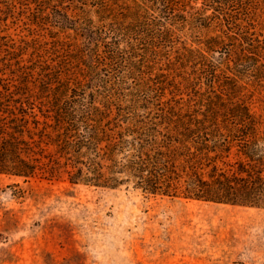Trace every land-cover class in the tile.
Wrapping results in <instances>:
<instances>
[{
    "label": "trees",
    "instance_id": "1",
    "mask_svg": "<svg viewBox=\"0 0 264 264\" xmlns=\"http://www.w3.org/2000/svg\"><path fill=\"white\" fill-rule=\"evenodd\" d=\"M1 3L0 174L264 208V0Z\"/></svg>",
    "mask_w": 264,
    "mask_h": 264
},
{
    "label": "rangeland",
    "instance_id": "2",
    "mask_svg": "<svg viewBox=\"0 0 264 264\" xmlns=\"http://www.w3.org/2000/svg\"><path fill=\"white\" fill-rule=\"evenodd\" d=\"M32 23L0 4V89ZM0 264H264V208L0 174Z\"/></svg>",
    "mask_w": 264,
    "mask_h": 264
}]
</instances>
